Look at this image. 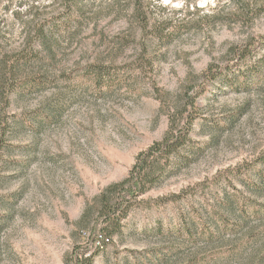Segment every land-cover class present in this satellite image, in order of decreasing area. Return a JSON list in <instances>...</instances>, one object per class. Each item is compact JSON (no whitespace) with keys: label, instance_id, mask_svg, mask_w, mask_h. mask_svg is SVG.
I'll return each instance as SVG.
<instances>
[{"label":"rangeland","instance_id":"374dc122","mask_svg":"<svg viewBox=\"0 0 264 264\" xmlns=\"http://www.w3.org/2000/svg\"><path fill=\"white\" fill-rule=\"evenodd\" d=\"M135 2H0V65L37 52L18 75L45 80L37 91L11 94L9 101L0 96V120L13 124L39 109L52 117L38 132L5 134L0 264H62L75 245L86 244L89 229L78 220L87 201L128 175L138 153L162 139L170 115L188 98L203 105L193 138L208 146L140 197L122 232L95 247L94 264L135 263L148 249L169 243L179 249L174 260L192 258L199 249L178 237V228L199 214L209 222V204L235 190L264 201L249 189L252 166L264 156V80L248 90L220 84L216 96L198 97L208 70L247 72L249 59L264 56V0H141L138 12ZM41 25L43 44L36 38ZM248 46V64L237 63ZM92 66H103L120 84L94 91L83 75ZM242 231L225 242L226 254L205 264H264V222L252 220Z\"/></svg>","mask_w":264,"mask_h":264},{"label":"trees","instance_id":"16d2710c","mask_svg":"<svg viewBox=\"0 0 264 264\" xmlns=\"http://www.w3.org/2000/svg\"><path fill=\"white\" fill-rule=\"evenodd\" d=\"M135 4L138 12L141 0H136ZM67 5L68 7L75 6L77 0H68ZM50 27L54 30L52 25ZM171 27L168 26V28ZM38 29L36 38L43 44L47 34L45 27L41 25ZM176 30H179L177 26L174 27L171 33L176 32ZM250 47L248 46L247 50H241L237 60V63L244 60L247 64L250 60L251 63L247 66V72L244 70L234 71L232 66L208 70L205 74L206 83L201 85L198 97H208L210 94H212V97L216 96V90L220 84H228L230 90H248L254 82L264 80V73L261 72L260 68L262 66L264 70V56L256 62L252 59L248 60V57L251 56ZM33 53L37 55V52L33 51L23 52L18 56L2 60L1 63L3 64L0 65V96L4 100L9 101L11 94L21 95L37 91L45 84V80L40 77H19L18 75L20 69L29 65ZM102 67L92 66L83 73L84 78L91 81L94 91L98 93H103L112 88L113 83L120 84L109 71L104 72ZM202 106L196 100L188 98L179 107L177 113L170 115L169 129L162 139L153 142L144 151L138 153L128 175L119 181L111 182L91 200L87 201L78 223L89 229L88 242L75 245L66 253L62 264H94L97 254L95 247L104 246L111 241L115 234L122 232L124 221L128 218L129 213L141 203L140 197L152 188L159 186L164 179L170 177L176 165L189 162L190 157L198 156L205 150L208 143L200 140L196 141L193 138L194 123L198 118L204 120ZM47 112L45 109H39L34 114L16 119V123L13 124L6 118L0 120L4 133L0 150L7 146L4 139L8 130L12 131L18 128V130L29 129L38 132L39 126L43 122L52 119ZM215 127L219 130L222 129L217 123H215ZM9 162L21 165L23 163H25L24 165L27 164V160L23 163ZM252 170L254 179L249 182V189L252 194L264 195V156H261L258 162L253 164ZM12 200L14 201L13 197L10 196V203ZM206 211L209 215V222L204 221L199 214L190 226L186 224L176 230L178 237H187L192 245L198 247L199 251L196 256L174 260L179 255V249L175 244L169 243L162 248L148 249L144 255L136 258L135 263L127 264H205L208 260L217 259L219 256L226 254L228 251L225 242L230 237L243 232V228L248 227L252 220H256L260 224L264 222V201H259L255 198V195L243 196L239 190L216 199L214 204H209ZM158 230L159 234L165 235L163 230L161 231L160 228ZM251 231L248 230V235L253 239L255 232L253 234ZM204 244L211 246L203 249L201 246ZM93 247L95 251H92Z\"/></svg>","mask_w":264,"mask_h":264}]
</instances>
